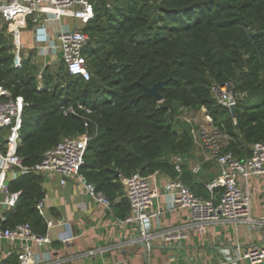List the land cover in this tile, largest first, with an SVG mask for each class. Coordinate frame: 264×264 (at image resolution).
Wrapping results in <instances>:
<instances>
[{"label": "trees", "instance_id": "1", "mask_svg": "<svg viewBox=\"0 0 264 264\" xmlns=\"http://www.w3.org/2000/svg\"><path fill=\"white\" fill-rule=\"evenodd\" d=\"M89 1L93 18L79 29L88 36L82 54L90 79L69 75L62 62L49 64L40 91L36 76L43 59L31 49L14 68L8 23L0 17V86L28 104L17 154L34 166L62 139L86 133L79 173L106 196L119 219L130 211L121 180L135 173L179 177L195 196L207 197L186 161L180 174L174 171L172 157L185 160L193 147L188 131L171 120L178 108L205 109L212 126L229 138L224 150L238 160L264 141V0ZM229 80L243 95L234 117L210 93L212 84ZM162 81L161 100L144 96V88ZM68 108L75 114L65 115ZM9 188L21 193L3 212L2 228L28 223L44 234L34 208L44 198L42 175H24ZM4 264H16L15 257Z\"/></svg>", "mask_w": 264, "mask_h": 264}, {"label": "built area", "instance_id": "2", "mask_svg": "<svg viewBox=\"0 0 264 264\" xmlns=\"http://www.w3.org/2000/svg\"><path fill=\"white\" fill-rule=\"evenodd\" d=\"M0 17L8 23L7 32L11 39L10 52L14 68H20L24 58V32L32 34V50L43 59L36 76L37 90H42V71L49 64L52 65V57H57L62 62L69 75L80 77L83 81L90 79L91 74L82 54L88 36L79 29V25H84L93 18V5L89 0H0ZM63 19L74 20L78 25H69ZM210 93L216 104L228 111L243 97L232 80L212 84ZM27 105L22 96L12 97L6 88L0 86V264H4L9 257H15L16 264L50 262V230L61 223L59 219L48 217L44 196L34 204L45 224L44 234L34 233L28 223L2 228L1 224L5 221L3 212L15 206L21 193L11 192L9 185L24 175H42L43 182L46 177L58 175L59 185H63L67 177L74 178L91 201L107 211H112L106 196L96 191L94 185L87 183L79 173L89 140L86 133L62 139L47 149L40 162L34 166L23 163L22 157L17 154V148L20 142L21 116ZM64 114H75V110L68 108ZM205 117L211 122L207 114ZM233 123L236 122L233 120ZM2 131H6V134H2ZM197 139L203 161L215 163L219 173L204 185L207 193L205 198L195 196L179 177H165L162 188L169 198L166 210L187 211L189 227L199 234L204 233L208 226L223 221L235 226L244 224L262 227L264 219L252 218L250 193L246 186L239 184L238 179L246 182L251 176H264V141L252 145L249 157L238 160L231 152L224 150L228 145L227 135L219 132L212 124L202 127ZM182 163L183 159L178 155L171 159L177 174L181 173ZM189 170L192 174H197L200 165L197 164ZM158 174L143 177L135 173L121 180L122 197L127 200L130 211L125 218L118 221L133 225L138 230V241L145 242L147 249L155 240L175 246L189 238L188 232L178 227L158 231L152 227L151 219L158 213L150 215L149 211L159 196L156 181ZM120 200L119 196L115 203ZM68 240L63 239L62 242L66 243ZM88 253L93 254V251ZM241 261L262 264L264 242L244 251L237 249L234 254L223 250L215 264H239Z\"/></svg>", "mask_w": 264, "mask_h": 264}, {"label": "crops", "instance_id": "3", "mask_svg": "<svg viewBox=\"0 0 264 264\" xmlns=\"http://www.w3.org/2000/svg\"><path fill=\"white\" fill-rule=\"evenodd\" d=\"M63 22L78 25L70 19H63ZM26 33L24 42L32 45V34ZM58 62L57 57L51 58L52 65ZM196 152L193 151L187 166L190 169L200 165L198 173L191 174L204 186L216 178L219 169L213 162H204L202 155ZM59 178L51 175L43 182L46 213L61 222L50 230L51 260L46 264H215L223 250L234 254L237 249L244 251L264 242V225L260 228L244 224L235 226L223 221L208 226L202 234L197 233L189 227L187 211L166 210L169 198L162 188L165 176L158 174L159 196L149 211L150 215L158 213L151 219L152 227L155 231L178 227L186 230L189 238L175 246L155 240L147 249L138 241V230L133 225L121 224L114 211H107L91 201L74 178H65L63 185H59ZM238 181L250 193L252 218L264 219V176H251L246 182L239 178ZM63 239L69 240L63 243Z\"/></svg>", "mask_w": 264, "mask_h": 264}, {"label": "rangeland", "instance_id": "4", "mask_svg": "<svg viewBox=\"0 0 264 264\" xmlns=\"http://www.w3.org/2000/svg\"><path fill=\"white\" fill-rule=\"evenodd\" d=\"M31 49H32V45H29L28 43L23 41L22 55L25 56V55L29 54ZM205 116H206V111L203 108H201V109L178 108L176 113L173 116V119L171 120V122L175 125V127L179 131H184V130L188 131V133L191 137V140H192L193 151L196 150L197 151L196 153H198V154L199 153L201 154L200 144H199L198 139H197L198 133L200 132V129L202 127H206L209 124H211V122H209V120L206 119ZM1 133L6 134V131H2ZM193 151H192V153H193ZM192 153H191V157H192ZM175 156H177V155H175ZM191 157L186 158L187 160L184 158L185 160H183V161H186L185 163H188V161L191 159ZM215 177H217V175Z\"/></svg>", "mask_w": 264, "mask_h": 264}, {"label": "water", "instance_id": "5", "mask_svg": "<svg viewBox=\"0 0 264 264\" xmlns=\"http://www.w3.org/2000/svg\"><path fill=\"white\" fill-rule=\"evenodd\" d=\"M164 83H165V81H162V82L156 83L150 89L144 88V96L153 97L157 101L161 100V97L158 94L157 90L159 88H161L164 85ZM234 110H235V107H233V106L230 107V109H229V112H230L232 117H234ZM141 246L146 248L145 242H142Z\"/></svg>", "mask_w": 264, "mask_h": 264}]
</instances>
